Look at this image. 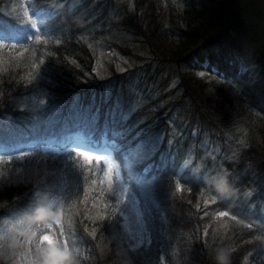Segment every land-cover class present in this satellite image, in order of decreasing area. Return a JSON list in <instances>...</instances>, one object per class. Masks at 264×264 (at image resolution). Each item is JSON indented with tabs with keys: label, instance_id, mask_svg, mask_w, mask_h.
Instances as JSON below:
<instances>
[{
	"label": "trees",
	"instance_id": "trees-1",
	"mask_svg": "<svg viewBox=\"0 0 264 264\" xmlns=\"http://www.w3.org/2000/svg\"><path fill=\"white\" fill-rule=\"evenodd\" d=\"M73 2L0 0V264H264L259 16L239 0ZM130 38L179 80L161 103L112 111L101 98L122 74L95 61ZM76 131L115 144L148 245L132 246L119 177L68 148ZM55 197L58 221L45 215Z\"/></svg>",
	"mask_w": 264,
	"mask_h": 264
},
{
	"label": "rangeland",
	"instance_id": "rangeland-1",
	"mask_svg": "<svg viewBox=\"0 0 264 264\" xmlns=\"http://www.w3.org/2000/svg\"><path fill=\"white\" fill-rule=\"evenodd\" d=\"M80 2L81 0H74L72 5L75 6ZM239 5L242 12L252 9L264 23V0H239ZM86 10L89 11L90 9L87 8ZM247 22L248 20L246 19L245 23ZM98 29L101 30L99 27ZM248 34L254 39V35L251 32L248 31ZM245 36V43L249 47L248 37L247 35ZM105 37L108 38V35ZM117 42L122 48L112 46V44H105L106 48L98 52V58H96L95 61V70L102 75L112 74L111 72L113 71L122 74V77L117 79L120 80L119 82L117 81V85L112 83L105 88L101 102L103 104L108 102L110 96L114 95V107L112 111L116 108H122L123 104H126L128 112H132L141 101L147 100L148 98H159V102L161 103L165 98L171 97L172 92L176 89L178 84L180 67L174 62H165L154 57L148 50L145 51L144 48L132 38L127 41L118 40ZM252 43L256 42L253 41ZM136 47L140 48L137 49ZM115 80L116 78H114L113 81ZM122 86L125 88L124 91ZM28 99L30 103L34 104L37 100V95H32ZM100 106H98L97 109ZM75 107L76 106H73V108ZM76 112L79 116L85 113L84 116H86L85 119L87 120L85 122L89 123L90 119L88 118V114L91 113L90 111L87 110V112L83 111L82 113L79 109H76ZM94 113L91 114L95 116ZM76 134L82 137L83 142L78 143L76 140H68V148L81 151L95 158L103 156V161L106 165L111 161L112 171H114L120 179L121 192L126 194V200L131 204L130 210L124 213V222L130 234L132 246L140 247L148 245L150 236L142 218V213L138 204L139 201L136 195L132 193L131 189L123 182L119 166L113 160L112 151H110V153H105L106 147H91L87 141L90 140L89 137L92 134L86 135L84 131H76L72 135ZM66 142L67 140L63 143ZM61 208V200L55 197L49 202L45 210V215L51 220L58 221Z\"/></svg>",
	"mask_w": 264,
	"mask_h": 264
},
{
	"label": "snow or ice",
	"instance_id": "snow-or-ice-1",
	"mask_svg": "<svg viewBox=\"0 0 264 264\" xmlns=\"http://www.w3.org/2000/svg\"><path fill=\"white\" fill-rule=\"evenodd\" d=\"M0 41H7V40H0ZM10 44H12V46L14 47L16 43V41H8ZM68 140H76L78 143H81L83 142V139L82 137L79 135V134H76V135H70L68 137ZM106 144V151L105 153H110L111 149L115 147V144H109V143H105ZM136 154V153H134ZM79 155H84V153H80ZM138 155V154H136ZM88 159L91 161L93 159V157L89 156ZM97 161H100V160H103L104 157L103 156H99V157H96L95 158ZM121 159H124V158H121ZM124 162L126 163L127 160L124 159ZM107 173H105V175H108L109 177H111V174H112V163L111 161H109L107 163ZM221 215H226V213H221ZM44 240L46 241H49V237L48 236H44ZM53 255H57V253H53Z\"/></svg>",
	"mask_w": 264,
	"mask_h": 264
}]
</instances>
